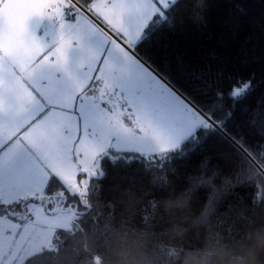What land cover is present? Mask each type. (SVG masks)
I'll return each mask as SVG.
<instances>
[{
    "label": "snow or ice",
    "instance_id": "1",
    "mask_svg": "<svg viewBox=\"0 0 264 264\" xmlns=\"http://www.w3.org/2000/svg\"><path fill=\"white\" fill-rule=\"evenodd\" d=\"M171 7L169 0H0V264L60 256L65 230L78 231L92 212L85 198L106 175L102 160L153 166L162 148L175 153L199 143L200 132L224 130L230 111L194 103L139 50L149 21ZM252 79L240 78L228 97L243 98ZM122 116L134 117L139 134ZM229 138L256 163L241 139Z\"/></svg>",
    "mask_w": 264,
    "mask_h": 264
},
{
    "label": "trees",
    "instance_id": "2",
    "mask_svg": "<svg viewBox=\"0 0 264 264\" xmlns=\"http://www.w3.org/2000/svg\"><path fill=\"white\" fill-rule=\"evenodd\" d=\"M171 5L169 15L149 22L139 50L194 103L221 116L230 111L224 130L200 132V142L182 145L173 153V161L165 163L160 154L162 167L147 165L145 159H121L115 164L102 160L106 175L97 194L85 198L92 212L77 225L78 231L65 230L68 238L60 256L45 257L41 264H53L54 259L63 264H118L117 239L122 236L133 242L151 237L157 230L159 194L168 188L169 177L182 186L183 176L200 171L197 163L207 155L225 171L235 168L236 162L246 164L249 184L237 192L245 202L264 203V164H260L264 161V0H176ZM251 76L252 89L239 100L230 99L228 90L240 78ZM219 92L223 99H218ZM229 137L241 139L256 163ZM224 155L231 163L225 165ZM198 199L203 202L205 193H198ZM238 211L233 209V219ZM241 220L247 222V217L242 215ZM220 221L231 233L229 218ZM162 255H154L153 264H160Z\"/></svg>",
    "mask_w": 264,
    "mask_h": 264
},
{
    "label": "clouds",
    "instance_id": "3",
    "mask_svg": "<svg viewBox=\"0 0 264 264\" xmlns=\"http://www.w3.org/2000/svg\"><path fill=\"white\" fill-rule=\"evenodd\" d=\"M162 156L165 163L174 160L169 151ZM221 159L225 165L231 163L227 155ZM197 168L200 171L183 176L182 186L169 177L168 188L159 194L157 230L151 237L133 242L117 239L118 264H153L151 258L160 253V264H264V203L245 202L237 192L249 184L248 166L236 162L235 168L225 171L207 155ZM200 192L205 193L203 202ZM225 201L228 204L222 208ZM234 208L239 211L233 219ZM222 217L231 221V233Z\"/></svg>",
    "mask_w": 264,
    "mask_h": 264
},
{
    "label": "rangeland",
    "instance_id": "4",
    "mask_svg": "<svg viewBox=\"0 0 264 264\" xmlns=\"http://www.w3.org/2000/svg\"><path fill=\"white\" fill-rule=\"evenodd\" d=\"M174 1H176V0H169V3L172 4ZM99 2H101V0H100ZM97 3H98V2H97ZM149 22H150V21H149ZM148 24H149V23H148ZM147 26H148V25H147ZM105 27H107V26L105 25ZM145 29H146V28H145ZM145 29H144V31H145ZM121 120H122V122L124 123V125H125L126 127H129V128L134 129V130L139 134V129H138V127L134 124V117H133L132 119H129L127 116H122V117H121ZM164 151H165V150L162 148L160 154H162ZM81 179H82V177H81L80 175H77V176L75 177V183H76V184H79ZM59 206H60V207H63V205H59ZM73 210H74V211H75V210H78V208H73ZM34 227H36L37 229H39V228H41L42 226L39 225V224H36V225H34ZM72 228H73V226H72V225H69V227H68L67 229H72Z\"/></svg>",
    "mask_w": 264,
    "mask_h": 264
},
{
    "label": "crops",
    "instance_id": "5",
    "mask_svg": "<svg viewBox=\"0 0 264 264\" xmlns=\"http://www.w3.org/2000/svg\"><path fill=\"white\" fill-rule=\"evenodd\" d=\"M99 1L100 0H97V1H95V3H99ZM46 54V51L45 52H41L37 57H36V60H37V62L39 61V60H41V59H43V56ZM55 60V57H51L50 58V61L49 62H53ZM0 134H2V133H0Z\"/></svg>",
    "mask_w": 264,
    "mask_h": 264
}]
</instances>
